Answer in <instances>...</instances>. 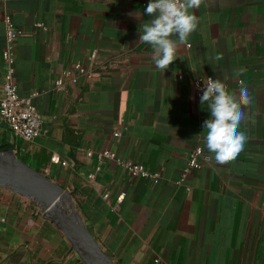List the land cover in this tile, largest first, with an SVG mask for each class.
<instances>
[{"label":"crops","instance_id":"crops-1","mask_svg":"<svg viewBox=\"0 0 264 264\" xmlns=\"http://www.w3.org/2000/svg\"><path fill=\"white\" fill-rule=\"evenodd\" d=\"M146 5L0 0V85L8 11L22 29L15 39L17 91L33 93L42 115L31 139L0 116V144L64 186L71 208L117 264H264V0H204L187 43L172 37L177 58L163 73L152 46L139 41L150 19ZM91 51L107 64L102 77L55 88V77L75 62L87 64ZM204 75L237 97L243 80L249 92L240 127L248 140L225 165L210 159L204 144L210 113L195 86ZM195 145L203 149L199 166L182 175ZM107 148L158 172V181L129 176L114 158L98 155ZM0 264L85 263L58 223L0 185Z\"/></svg>","mask_w":264,"mask_h":264},{"label":"clouds","instance_id":"clouds-1","mask_svg":"<svg viewBox=\"0 0 264 264\" xmlns=\"http://www.w3.org/2000/svg\"><path fill=\"white\" fill-rule=\"evenodd\" d=\"M204 0H149L145 14L150 17L140 28L139 41L151 45V57L155 67L162 73L177 58V42L186 44L191 33L197 30L199 19L193 14ZM189 10H193L190 12ZM193 71V70H192ZM242 69L233 73L239 77ZM239 96L229 93L221 79L207 78L200 96V104L207 105L210 118L203 121L204 144L210 159L219 165L236 160L244 150L247 134L240 130L247 117L243 110L250 102L244 81H240ZM203 149H201V152Z\"/></svg>","mask_w":264,"mask_h":264},{"label":"built area","instance_id":"built-area-1","mask_svg":"<svg viewBox=\"0 0 264 264\" xmlns=\"http://www.w3.org/2000/svg\"><path fill=\"white\" fill-rule=\"evenodd\" d=\"M149 0H146L148 3ZM3 20L5 24L6 44L1 50L2 59L5 62V70L3 74V82L0 85V116L5 118L12 132L23 139H31L37 135L41 129L42 115L37 110L36 106L31 101L30 95L22 96L17 91V85L14 80V61H15V39L22 32V29L17 26L11 18L8 11H4ZM107 64H99L96 59L95 51L89 54V62L82 64L75 62L72 67L64 69L54 79V87L63 89L68 84L77 82L80 78H84L90 85H94L103 75V67ZM207 78H214L212 75H204L197 78L195 86L198 94H202L204 81ZM113 134L118 135L119 130L114 129ZM202 147L195 145L188 153L185 160L182 175L195 170L199 166ZM99 156L114 158L126 169L129 176L136 175L148 177L153 181H158L159 173L150 171L143 163L131 159L120 158L116 156L113 149H105ZM51 159L58 162L60 158L53 154ZM66 163V160H61ZM98 168V167H97ZM92 174H90L91 176Z\"/></svg>","mask_w":264,"mask_h":264},{"label":"water","instance_id":"water-1","mask_svg":"<svg viewBox=\"0 0 264 264\" xmlns=\"http://www.w3.org/2000/svg\"><path fill=\"white\" fill-rule=\"evenodd\" d=\"M0 185L28 197L58 223L85 264H117L71 208L64 186L20 158L12 146L0 147Z\"/></svg>","mask_w":264,"mask_h":264},{"label":"trees","instance_id":"trees-1","mask_svg":"<svg viewBox=\"0 0 264 264\" xmlns=\"http://www.w3.org/2000/svg\"><path fill=\"white\" fill-rule=\"evenodd\" d=\"M6 146V143H1L0 147Z\"/></svg>","mask_w":264,"mask_h":264}]
</instances>
